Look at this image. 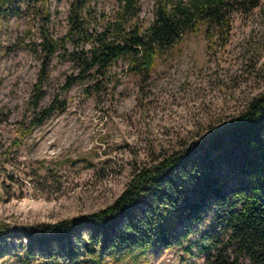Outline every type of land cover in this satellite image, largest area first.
Wrapping results in <instances>:
<instances>
[{
	"label": "rangeland",
	"instance_id": "374dc122",
	"mask_svg": "<svg viewBox=\"0 0 264 264\" xmlns=\"http://www.w3.org/2000/svg\"><path fill=\"white\" fill-rule=\"evenodd\" d=\"M69 8L70 0H18L0 11V225L11 233L106 207L135 169L218 128L264 91L260 0L249 12L232 14L226 44L211 42L202 31L189 32L145 77L129 71L122 58L105 78L86 72L65 89L79 70L56 52L35 109L33 85L44 55L40 44L45 34L52 39L67 34ZM155 9L156 0H138L123 27H144ZM118 12V0H89L81 13L89 38L85 48ZM76 45L70 40L66 49ZM54 98L64 101V109L20 134L25 115ZM213 211L187 225L186 239L149 253L148 264H204L205 254L195 247L187 254L184 248L206 230ZM12 239L0 251V264L43 263L25 262L20 241L26 240Z\"/></svg>",
	"mask_w": 264,
	"mask_h": 264
},
{
	"label": "trees",
	"instance_id": "16d2710c",
	"mask_svg": "<svg viewBox=\"0 0 264 264\" xmlns=\"http://www.w3.org/2000/svg\"><path fill=\"white\" fill-rule=\"evenodd\" d=\"M13 1L18 0H0V11ZM88 2L70 0L67 34L43 36L33 108L44 97L46 68L56 52L68 56L79 70L65 89L86 72L105 78L122 58L129 71L145 77L189 32L202 31L211 42L226 44L232 14L251 11L260 0H156L147 25L127 30L123 21L136 11L138 0H118V19L93 34L85 48L89 38L81 13ZM70 40L80 43L79 48L67 50ZM64 107V101L52 99L25 115L18 132H29ZM212 208L208 227L184 251L191 254L197 248L205 254L204 264H264V91L218 128L135 169L106 207L16 233L0 225V251L18 237L26 240L20 241L25 262L38 258L42 264H148L149 253L186 239L187 225Z\"/></svg>",
	"mask_w": 264,
	"mask_h": 264
}]
</instances>
